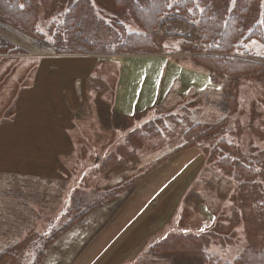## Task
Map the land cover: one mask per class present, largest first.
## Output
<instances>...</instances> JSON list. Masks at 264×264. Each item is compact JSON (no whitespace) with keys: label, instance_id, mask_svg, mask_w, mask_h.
Masks as SVG:
<instances>
[{"label":"rangeland","instance_id":"1","mask_svg":"<svg viewBox=\"0 0 264 264\" xmlns=\"http://www.w3.org/2000/svg\"><path fill=\"white\" fill-rule=\"evenodd\" d=\"M37 4L41 42L53 41L49 31L62 22L66 0ZM176 23L183 36L193 28L192 38L201 37L189 21ZM0 40L11 42L0 43V264H230L251 244L264 250L263 196L246 190L241 195L239 180L222 170L213 150L220 138L232 144L239 162L260 171L255 180L264 185V70L236 79L227 91L232 103L218 86L222 77L210 73L209 79L202 63L191 59L195 53L182 51L181 39L168 40L162 54L135 55L136 64L153 72L165 64L161 57L187 63L198 72L183 79L196 89L172 91V101L156 108L164 115H142L140 107L126 117L111 110V101L119 75L140 68L123 55H58L1 23ZM246 49L264 56V44L252 41ZM172 76L171 71L164 79L163 92ZM82 85L104 101L92 98L89 105V93L78 90ZM180 98L185 110L166 111ZM224 111L229 126L239 124L237 132L185 139L195 117L221 119ZM150 118L151 130H141ZM71 122L76 127L69 133L76 128L72 134L89 141L65 138L62 129ZM155 123L162 128L153 130ZM133 128L132 136L150 141H114ZM163 130L168 141L157 140ZM187 148L196 149L201 161ZM179 149L184 150L174 153ZM188 162L192 168L179 185L171 182L152 200Z\"/></svg>","mask_w":264,"mask_h":264},{"label":"trees","instance_id":"2","mask_svg":"<svg viewBox=\"0 0 264 264\" xmlns=\"http://www.w3.org/2000/svg\"><path fill=\"white\" fill-rule=\"evenodd\" d=\"M66 3L62 22L49 31L53 41L41 42V34L36 30L37 0H0V23L51 47L58 55L108 51L128 57L159 55L168 40L181 39L182 51L195 53L191 59L201 62L209 77L210 73L222 77L218 86L224 93L237 83L239 76L264 70V56L258 57L246 49L252 41L264 44V0H66ZM177 21H189L201 37L192 38L196 31L193 28L191 35L183 36L173 27ZM0 43L8 47L11 44L5 40ZM226 98L234 102L228 93ZM228 120L224 111L213 124L193 123L185 132V139L232 135L239 124L231 127ZM151 126L144 129L151 130ZM158 128L155 123L153 130ZM221 140L213 150L222 170L239 180L241 195H247L246 190L264 199V185L255 180L260 171L257 173L250 162L243 164L241 159L239 162L234 146ZM230 264H264V250L251 244Z\"/></svg>","mask_w":264,"mask_h":264},{"label":"crops","instance_id":"3","mask_svg":"<svg viewBox=\"0 0 264 264\" xmlns=\"http://www.w3.org/2000/svg\"><path fill=\"white\" fill-rule=\"evenodd\" d=\"M83 58L84 57H80L78 59H70V61L75 62V60H76V62H80L78 60L83 59ZM154 58H156V57H154ZM161 58L165 64H163L161 66V69L154 70L152 72L149 69L148 70L141 69V68H143V65L136 64V62H138V60H140V59L136 58L135 56H132V57L123 56L122 57V59L129 60L128 62H130L133 65V68H140V69L127 70L125 73L119 75V77H118L119 82L118 83H120V85H118V90H116V95L114 97V101H111V108H114L111 110H116V111H118V113H121L122 115H124L126 117H132L134 114H129L128 113L129 109L134 110V109L142 107L141 108L142 115L145 112H147V114H148V113L152 112V110H153V112H155L153 114V116L159 117V116L164 115V114L159 115L158 114L159 112L156 110V108H158L160 106L162 107L163 106L162 103L165 104V102L168 100L172 101L171 95L174 91H176V89L182 91L181 93H183V91H185L186 89H188V91L196 89V88H193L192 86H190V85H192L191 82L190 81L186 82L185 79H183V77H185L186 72L193 74L192 72H198V71H189L192 69H190V67L187 65V63H182V62L181 63H175V62L168 61V60H171L170 58H163V57H161ZM156 59L158 60V58H156ZM86 60L88 61V59H86ZM133 60H137V61H133ZM64 61H65V59L58 60L59 63L60 62L63 63ZM91 65L92 64H90V66ZM47 66L51 67L52 65L48 64ZM158 66L156 68H158ZM97 67H98V63L95 62V69L92 70V74L90 76L91 78H94V76L96 77ZM148 67H150V66H148ZM193 69H195V68H193ZM171 71H172L173 76H172L171 80L169 81L168 85L165 87V90L163 92L162 91L163 81L165 78H167V76L170 74ZM203 73L206 74V76H208V78L210 79L208 72L205 71ZM153 78L156 80V84H154V85L151 83V80ZM121 79H123V80H121ZM78 90H79L81 95H85V94L89 93L88 97H89L90 101L88 102V104L91 105L92 98H93L92 93H90V91H88V89L85 88L84 85L79 87ZM96 91L97 90L93 91L95 93V95H96ZM68 92L71 94V87H70V89H68ZM72 93H75V89H73V88H72ZM161 94H164V96L162 97ZM150 95H152V101L149 102L148 98ZM161 99H163V100H161ZM93 100L96 102L104 101L103 98L100 99V97H96V96L93 98ZM179 100L180 101L178 102V104L175 103L174 106L171 104L169 107H167L168 110H166V111L172 112V111L176 110L179 112L180 110H185V108L182 107V105H181V98ZM150 103L154 104L151 108H149L150 106H148ZM149 110H151V111H149ZM217 119L212 118V120H206V118H204V119L198 120L195 117L194 122L196 124L210 125V124H213L219 120V119L218 120ZM151 120H152V118L147 120L144 125L141 124V126L143 125L141 127V130H144L145 126L150 125V124H152V122H154V119L152 121ZM148 122H150V123H148ZM186 122H188L189 124L193 123L192 121H186ZM158 125H159V127L162 128L160 123H158ZM74 127H76V123L71 122L68 125H64V127L62 129V133L64 134L65 138H67L68 141H70V142L80 141V140H81L80 142L89 141L88 137H86V136H84L82 138L78 137V139H77L75 137V135L72 134L76 128L73 130L72 133H69L70 130L73 129ZM179 128L183 129L184 127H183V125L180 124ZM136 130H137V128H135V129L133 128V130L130 131L129 135L121 134L120 138H123V140H121V141L119 140V134H118L115 136L116 138L114 139V141L117 143H121V142L128 143L129 141L135 140V139L142 140V141H150L151 138L149 139L147 137H142V136H139V137L132 136L131 134H133ZM139 133H140V131L137 132V134H139ZM163 133H164V130H163ZM157 140H161V141L167 140L166 134L164 133V135L163 136L161 135V137H158ZM118 146L128 147L127 144H119V145H117V147ZM187 149H189V150H186V152H192L194 154V159H195L196 163L201 161L200 155L196 151V149H194V148H187ZM182 150H184V149H179V150L175 151L174 153H177V152L182 151ZM182 153H185V152H182ZM182 153L174 154L173 157H176ZM191 168L192 167H191L190 162H188L184 166H180L179 168H176L174 171V174L172 176L169 175L171 178L168 181L163 182L161 184L162 185L161 187L157 188L159 190V192H156L153 194L152 200H154L156 198V196L160 193L161 190H163V189L166 190L167 189L166 186L168 184H170L171 182H175L176 184L179 185L178 181L181 180L183 178V174L186 173V171H190ZM1 250H0V252H1Z\"/></svg>","mask_w":264,"mask_h":264}]
</instances>
